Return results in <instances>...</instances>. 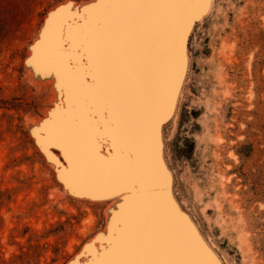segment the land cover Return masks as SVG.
Here are the masks:
<instances>
[{"label": "rangeland", "instance_id": "rangeland-1", "mask_svg": "<svg viewBox=\"0 0 264 264\" xmlns=\"http://www.w3.org/2000/svg\"><path fill=\"white\" fill-rule=\"evenodd\" d=\"M99 3L0 0V264H88L117 231L127 198L78 193L63 151L49 145L76 98L56 70L29 63L52 12L70 6L83 23ZM209 3L185 6L199 18L169 59L158 156L168 200L217 263L264 264V0ZM114 151L105 143L101 155Z\"/></svg>", "mask_w": 264, "mask_h": 264}, {"label": "snow or ice", "instance_id": "snow-or-ice-1", "mask_svg": "<svg viewBox=\"0 0 264 264\" xmlns=\"http://www.w3.org/2000/svg\"><path fill=\"white\" fill-rule=\"evenodd\" d=\"M208 2L100 0L84 9L85 13L100 11L79 17L83 23L65 15L70 6L50 14L41 45L44 51L35 47L37 57L29 63L39 58L46 68L56 70L75 91L79 105L78 112L60 125L52 146L63 147L74 169L79 165L108 198L140 191L134 147L138 100L161 54V41H166V55L171 59L192 19L199 18L185 6ZM181 17L186 18L182 30L172 26ZM109 142L115 150L111 159L101 155ZM183 250L171 237L140 222L133 230H123L113 250L118 258L93 264H191L176 258Z\"/></svg>", "mask_w": 264, "mask_h": 264}, {"label": "water", "instance_id": "water-1", "mask_svg": "<svg viewBox=\"0 0 264 264\" xmlns=\"http://www.w3.org/2000/svg\"><path fill=\"white\" fill-rule=\"evenodd\" d=\"M202 6L203 3L196 4L194 5L195 10L190 9L188 12L193 10L200 13ZM65 15H71V13L67 12ZM181 20H183V17L177 18L172 22V26L178 28ZM49 35L51 36L52 33ZM44 40L45 37L43 33L42 42ZM42 42L38 47H41ZM166 46V41L162 40L161 54L157 59L158 61L155 62L157 69L158 67H162L161 76L158 74L159 72L157 74L153 72L155 78H157L158 84L162 85L164 94L162 108L156 109L155 111L149 109L150 105L153 103V98L151 99L145 94L143 95V100H141L144 103V111L135 112L136 114L134 117V147L137 154L139 149H145L148 154L145 160L138 158L137 161L140 180L137 188L140 189V191L130 193L128 202L121 211V219L119 222L122 228L117 232L116 239L112 241V246H110L107 251H104L97 261L118 258L113 250L120 240L123 230L126 227L129 230H133L137 227L138 223L145 222L150 229L166 234L181 245L184 250L180 256L176 257L177 259L191 262V264H218L204 247L187 220L177 212L172 203L168 200L167 178L158 156L160 123L165 114L170 112L172 102L171 86L169 84L172 71H170L169 58L167 59L166 55ZM43 51L44 48L41 47V53H43ZM37 59L41 60L39 58ZM156 102L161 104L159 99L156 100ZM145 112L147 113L145 114ZM72 117V114L65 112L63 117H60L54 123L52 126V136L49 141L50 146H52V139L58 134L60 125L68 122ZM146 123L148 124L146 125ZM56 148L63 151L70 167V172L66 176L76 181V190L78 193H84L92 198H108L105 191L97 184L93 183L80 169L79 165L74 169L73 163L68 159L63 147ZM112 156H115V151L109 156V159H111ZM134 211H138V217L132 215ZM125 221H127V225ZM93 262L95 261L88 264H93Z\"/></svg>", "mask_w": 264, "mask_h": 264}, {"label": "bare ground", "instance_id": "bare-ground-1", "mask_svg": "<svg viewBox=\"0 0 264 264\" xmlns=\"http://www.w3.org/2000/svg\"><path fill=\"white\" fill-rule=\"evenodd\" d=\"M210 3H211V0H210ZM210 3H209V5H210ZM214 3V2H213ZM211 12V11H210ZM208 17V16H207ZM43 27V26H42ZM41 30V29H40ZM39 35V34H38ZM38 38V37H37ZM36 38V39H37ZM35 39V40H36ZM35 40H34V42H35ZM39 40L40 41H42V36H40V38H39ZM189 53V52H188ZM30 54V53H29ZM161 60V59H160ZM190 60V59H189ZM156 61H158V60H156ZM190 66V65H189ZM154 68V67H153ZM154 69H152V72H151V75H150V77L148 78V80H147V82H146V85H145V88H144V90H143V92H142V94H141V96H140V98H139V100H138V103H137V106H136V110H135V112H141V111H144L143 109H144V103H143V101H141V100H143V95H147V96H149L151 99L153 98V103H152V105H150V107H149V109H153L154 111L156 110V109H159V108H162V101H163V89H162V85L161 84H158V81H157V78H155V75H154ZM28 75H30V74H28ZM31 76H33V75H31ZM30 77V76H29ZM31 80H32V78H31ZM61 80L63 81L64 79H62V76H61ZM57 83H58V81H56ZM44 86V85H43ZM64 86H65V94H66V98L68 99V98H71V96L73 97V98H76V100H77V96H76V93H75V91L74 90H70V86H69V84H68V82L65 80L64 81ZM44 88V87H43ZM47 90V89H46ZM62 91V90H61ZM51 93V92H50ZM50 99H51V97H50ZM160 100L161 101V104H159V103H157L156 102V100ZM49 101H51V100H49ZM49 104V103H48ZM53 104V103H52ZM48 108V107H47ZM46 109V108H45ZM44 109V110H45ZM47 110V109H46ZM147 112H145V114H146ZM149 113V112H148ZM136 114V113H135ZM31 118H32V116H31ZM34 119V118H33ZM32 119V120H33ZM31 120V121H32ZM28 122V121H27ZM29 122H30V120H29ZM148 123H146V125H147ZM28 125H29V123H28ZM144 126H145V124H144ZM146 156H148V154H147V151L145 150V149H139V151H138V158H141L142 160H145L146 159ZM160 163H161V166H162V168L164 169V164L162 163V161H161V158H160ZM130 195V192H127V191H124V192H121V194L120 195H117V196H112L111 198H115V199H117V201L121 198V197H125V198H127V201H126V203L128 202V196ZM125 203V204H126ZM125 204H123L122 206H121V209L119 210V213H118V218H119V221H120V219H121V211H122V209H123V207H124V205ZM108 208H109V206H108ZM106 215H107V213H106ZM107 217V216H106ZM121 224L120 223H118V227H117V231H116V233L117 232H119L120 230H121ZM116 233H115V235L113 236V238H111V241L112 240H114V239H116ZM110 241V242H111ZM112 244H113V242H112ZM112 244H111V246H112Z\"/></svg>", "mask_w": 264, "mask_h": 264}]
</instances>
